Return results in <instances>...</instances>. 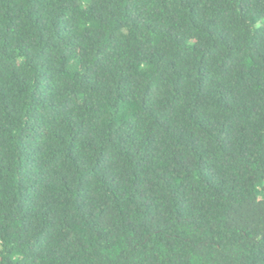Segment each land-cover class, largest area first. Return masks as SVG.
<instances>
[{
    "label": "trees",
    "instance_id": "obj_1",
    "mask_svg": "<svg viewBox=\"0 0 264 264\" xmlns=\"http://www.w3.org/2000/svg\"><path fill=\"white\" fill-rule=\"evenodd\" d=\"M0 264H264V0H0Z\"/></svg>",
    "mask_w": 264,
    "mask_h": 264
}]
</instances>
